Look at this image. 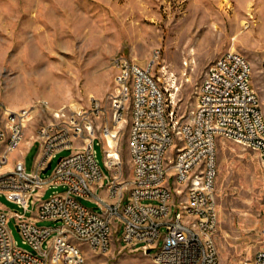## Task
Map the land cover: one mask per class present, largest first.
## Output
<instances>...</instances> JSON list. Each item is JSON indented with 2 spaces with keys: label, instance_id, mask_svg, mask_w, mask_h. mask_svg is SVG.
I'll list each match as a JSON object with an SVG mask.
<instances>
[{
  "label": "built area",
  "instance_id": "obj_1",
  "mask_svg": "<svg viewBox=\"0 0 264 264\" xmlns=\"http://www.w3.org/2000/svg\"><path fill=\"white\" fill-rule=\"evenodd\" d=\"M114 65L109 122H104L105 110L95 98L85 107L52 112L36 130L32 143L38 150L30 171L23 158L3 170L21 144L30 109L0 105V194L18 209H0V264H83L72 238L105 251L113 236L150 254L157 264H217V139L256 151L264 169V113L250 83L249 62L234 51L219 55L206 68L195 107L182 121L169 107L168 89L152 74L153 61L141 67L118 57ZM259 66L264 74V57ZM126 117L132 167L128 191L120 181L115 141V127ZM96 144L107 174L95 158ZM64 150L71 152L52 165ZM59 187L63 192L43 198L47 190ZM101 191L106 198L99 196ZM79 199L97 207L88 208ZM10 220L28 249L13 240ZM38 221L60 226L42 227ZM235 264H264V246Z\"/></svg>",
  "mask_w": 264,
  "mask_h": 264
},
{
  "label": "rangeland",
  "instance_id": "obj_2",
  "mask_svg": "<svg viewBox=\"0 0 264 264\" xmlns=\"http://www.w3.org/2000/svg\"><path fill=\"white\" fill-rule=\"evenodd\" d=\"M227 51L249 62L250 83L264 113L259 66L264 57V0H0V105L30 109L21 144L3 170L19 158L26 170L32 169L36 130L58 109L85 107L95 98L105 110L104 122H109L116 58L141 67L153 61L152 74L168 89L169 107L182 121L195 107L206 68ZM128 129V117L115 127L120 181L126 182V191L132 175ZM94 150L107 174L100 145ZM70 152L58 153L52 165ZM55 191L63 189L47 190L43 198ZM99 196L106 198L104 191ZM214 199L217 264L251 258L264 246V169L256 151L217 139ZM79 202L97 207L91 200ZM0 209L18 210L1 194ZM37 225L56 228L60 223ZM8 227L17 246L28 249L12 220ZM72 242L80 248L83 264H157L150 254L130 249L114 236L105 251L92 250L75 238Z\"/></svg>",
  "mask_w": 264,
  "mask_h": 264
},
{
  "label": "bare ground",
  "instance_id": "obj_3",
  "mask_svg": "<svg viewBox=\"0 0 264 264\" xmlns=\"http://www.w3.org/2000/svg\"><path fill=\"white\" fill-rule=\"evenodd\" d=\"M224 1H225V0H224ZM226 4H227V3H224L222 7H226ZM251 17H252V16H251ZM242 24L245 25V23H242ZM106 144H108L110 147L112 146V142H111V140H110L109 138H107V140H106Z\"/></svg>",
  "mask_w": 264,
  "mask_h": 264
},
{
  "label": "crops",
  "instance_id": "obj_4",
  "mask_svg": "<svg viewBox=\"0 0 264 264\" xmlns=\"http://www.w3.org/2000/svg\"><path fill=\"white\" fill-rule=\"evenodd\" d=\"M24 144H26V143H24ZM7 164H8V163H7ZM7 164H6V165H7ZM6 165H5V166H6ZM11 166H12V165H11ZM11 166H9L7 170H9V169L11 168Z\"/></svg>",
  "mask_w": 264,
  "mask_h": 264
},
{
  "label": "water",
  "instance_id": "obj_5",
  "mask_svg": "<svg viewBox=\"0 0 264 264\" xmlns=\"http://www.w3.org/2000/svg\"><path fill=\"white\" fill-rule=\"evenodd\" d=\"M49 166H50V165L47 166L46 170L49 169ZM46 170H44L43 172H45Z\"/></svg>",
  "mask_w": 264,
  "mask_h": 264
}]
</instances>
